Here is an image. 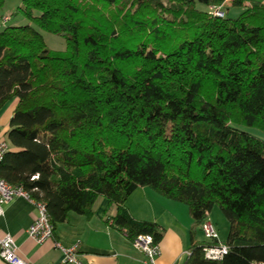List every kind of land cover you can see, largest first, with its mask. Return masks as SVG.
<instances>
[{
    "label": "trees",
    "instance_id": "1",
    "mask_svg": "<svg viewBox=\"0 0 264 264\" xmlns=\"http://www.w3.org/2000/svg\"><path fill=\"white\" fill-rule=\"evenodd\" d=\"M225 1L23 0L64 51L0 15V112L18 100L0 178L44 202L54 229L105 197L108 222L160 243L126 204L147 186L189 208L185 264L264 261V140L241 128L264 132V2L232 0L244 9L227 17ZM216 204L228 237L198 240ZM220 243L223 257H206Z\"/></svg>",
    "mask_w": 264,
    "mask_h": 264
},
{
    "label": "crops",
    "instance_id": "2",
    "mask_svg": "<svg viewBox=\"0 0 264 264\" xmlns=\"http://www.w3.org/2000/svg\"><path fill=\"white\" fill-rule=\"evenodd\" d=\"M17 103V99L12 100L0 112L4 130H9L8 123ZM126 204L135 218L154 221L161 226L163 237L157 264H185L194 225L187 204L164 197L147 186L139 187ZM93 209L90 217L70 213L67 222L55 227L52 238L38 243L28 234L37 210L28 200L16 198L5 205V212L0 217V235H12L19 247V255L32 264H64L63 252L55 246L56 241L65 246L78 243L79 256L85 264H146V254L133 245L123 230L106 220L116 214V206L107 198L99 197ZM197 239L202 240L198 236ZM0 264L7 263L0 259Z\"/></svg>",
    "mask_w": 264,
    "mask_h": 264
},
{
    "label": "built area",
    "instance_id": "3",
    "mask_svg": "<svg viewBox=\"0 0 264 264\" xmlns=\"http://www.w3.org/2000/svg\"><path fill=\"white\" fill-rule=\"evenodd\" d=\"M216 15L223 16L224 12L221 7H217ZM8 18H4L6 22ZM10 149V144L7 138L2 136L0 132V162L3 160L6 152ZM16 198H24L31 202L37 210V215L34 221L28 228V234L38 243H43L54 236V226L50 221L47 206L44 202L36 200L29 191L21 186H15L0 178V217L5 212V205ZM204 237L208 240L218 239L217 229L209 219L202 225ZM133 245L144 252L147 256L146 264H157V258L161 254L160 244L156 243L154 237L150 234H139L133 241ZM55 246L59 248L64 255V264H85L79 256V244L65 246L60 241L55 242ZM19 247L15 238L6 234L0 235V259L7 264H32L22 258L18 253ZM228 247L222 243L217 246H208L205 248L206 257L210 259H219L227 252ZM264 264V261L258 263Z\"/></svg>",
    "mask_w": 264,
    "mask_h": 264
},
{
    "label": "rangeland",
    "instance_id": "4",
    "mask_svg": "<svg viewBox=\"0 0 264 264\" xmlns=\"http://www.w3.org/2000/svg\"><path fill=\"white\" fill-rule=\"evenodd\" d=\"M232 4H233L232 0L225 1L226 7L224 8V10L226 12L227 17H237L244 9V6H238V5H232ZM22 6H23V0H6L5 1L3 7L0 8V15L3 17V19L5 17L8 18V21L5 22L4 25H8V26L32 25L41 31V33L44 36L45 42L50 50H53V51L66 50L65 39L61 35H58L56 33L41 30L31 19H29L21 11H19V8ZM200 7H203V6L200 5ZM39 13H40L39 11H36L35 15H39ZM4 128L5 127L0 124V132L2 133V136L5 138H8L7 136L8 128L5 130ZM241 128L250 132L256 137H259L264 140V132L261 131L260 129L251 127V126H246V125L241 126ZM209 217L211 219L209 220L212 223H214L217 229L218 239L221 242L226 241L228 234H229L230 224L223 210L219 206V204H216L213 207V209L210 212ZM197 236L199 239H204V234L201 230L198 231Z\"/></svg>",
    "mask_w": 264,
    "mask_h": 264
}]
</instances>
